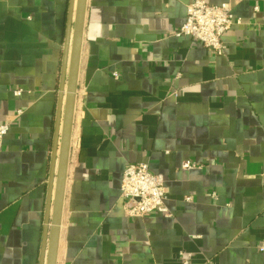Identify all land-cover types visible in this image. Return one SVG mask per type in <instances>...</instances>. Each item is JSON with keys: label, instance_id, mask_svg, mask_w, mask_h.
I'll return each instance as SVG.
<instances>
[{"label": "crops", "instance_id": "1", "mask_svg": "<svg viewBox=\"0 0 264 264\" xmlns=\"http://www.w3.org/2000/svg\"><path fill=\"white\" fill-rule=\"evenodd\" d=\"M190 1L86 0L56 264H264V0H207L222 55L176 34ZM68 2L0 0V264H39ZM137 162L169 216L125 212Z\"/></svg>", "mask_w": 264, "mask_h": 264}, {"label": "water", "instance_id": "2", "mask_svg": "<svg viewBox=\"0 0 264 264\" xmlns=\"http://www.w3.org/2000/svg\"><path fill=\"white\" fill-rule=\"evenodd\" d=\"M86 0H69L39 264H56Z\"/></svg>", "mask_w": 264, "mask_h": 264}, {"label": "built area", "instance_id": "3", "mask_svg": "<svg viewBox=\"0 0 264 264\" xmlns=\"http://www.w3.org/2000/svg\"><path fill=\"white\" fill-rule=\"evenodd\" d=\"M240 21L232 13L228 2L212 4L207 0H191L185 6L184 20L176 34L189 36L211 49L214 54L222 55L225 50L223 34ZM9 125V119L0 122V150ZM183 167H189V162H184ZM119 192L124 210L129 216H143L151 212L170 215L165 206L164 177L160 173L152 172L145 162L128 163L124 167ZM190 199V196H185L186 201ZM258 249L264 251V241L258 245Z\"/></svg>", "mask_w": 264, "mask_h": 264}]
</instances>
